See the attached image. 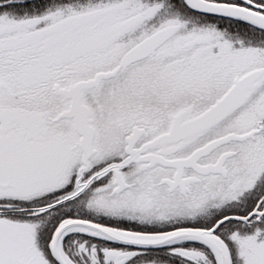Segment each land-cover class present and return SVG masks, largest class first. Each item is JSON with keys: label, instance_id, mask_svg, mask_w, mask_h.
Returning a JSON list of instances; mask_svg holds the SVG:
<instances>
[{"label": "snow or ice", "instance_id": "1", "mask_svg": "<svg viewBox=\"0 0 264 264\" xmlns=\"http://www.w3.org/2000/svg\"><path fill=\"white\" fill-rule=\"evenodd\" d=\"M0 264H264V0H0Z\"/></svg>", "mask_w": 264, "mask_h": 264}]
</instances>
